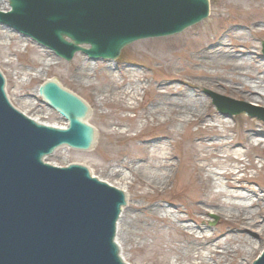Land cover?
Segmentation results:
<instances>
[{"label":"rangeland","instance_id":"rangeland-1","mask_svg":"<svg viewBox=\"0 0 264 264\" xmlns=\"http://www.w3.org/2000/svg\"><path fill=\"white\" fill-rule=\"evenodd\" d=\"M1 10H8L2 0ZM0 33V69L7 80L8 95L17 109L41 123L65 127V120L48 108L38 93L40 86L50 78L65 89L72 90L91 106L88 123L97 131L94 149L79 152L65 147L47 161L56 166L70 163L87 165L93 176L124 189L133 209L139 207V210L125 208L126 214L131 216L128 234L124 236L121 231L119 237L117 235L121 254L128 263L172 264L177 257L178 264L189 262L194 245L180 230L182 224L175 225L174 220L178 218L199 229L210 230L216 237L233 227L216 214H205L202 209L205 206L195 200L214 197L211 180L206 177L211 170L222 172L226 167L235 170L245 166L246 171L242 175L246 178L242 184L251 187L259 196H264V169L261 168L264 165L263 149L237 146L234 157L244 161L238 165L235 159L220 158L226 155L220 154L218 147H208L209 141L204 144L197 140V135L203 132L201 128L216 126L213 132L209 131V135L220 145L219 136L223 129L218 121L222 122L224 118L229 122L230 128L226 133L230 140L239 139L240 133L244 131L251 134L252 130L257 138L264 139V121L245 113L226 117L218 112L207 92L246 103L259 110L264 109V106H260L256 100H247L234 94L229 88L231 82L216 86L211 78L215 70L224 75H231V72L226 66L216 69L205 65L200 61L202 58L199 53L206 48L211 49L214 44L215 48L220 43L228 46L240 44L232 52L244 59L243 62L239 61L241 71L245 76H262L264 0H210L209 17L201 23L177 35L137 41L125 47L116 60L90 61L86 55L79 53L68 62L54 52L41 48L32 39L1 25ZM158 51L165 53V60H158ZM140 80L148 83V86L140 90L138 106L134 110L126 109L124 102L107 106L102 99L103 93L110 97L115 93L126 92L127 85L135 89ZM110 81H122L123 85L116 90ZM157 84L182 87L189 94L197 96L204 103L199 110L206 115L211 114L214 119L207 118L205 125L193 124L184 128L180 124H172L171 132L160 123L158 117L154 122L147 120L145 123L141 109L155 100ZM125 128L128 130L126 135L123 133ZM150 140L166 144L167 152L173 157L175 171L169 172L174 176L165 191H157L148 185L156 174L149 165L160 164L153 158L150 149L153 143ZM192 145L195 146L193 149ZM138 149L145 151L140 153ZM216 153H219L218 157L214 155ZM127 164L132 165L134 171L126 167ZM112 169L119 171L120 175L111 176ZM156 203L168 207L175 219L156 224L154 217L145 210ZM261 208L256 207L260 210L258 216L264 218V205ZM158 233L162 235L160 254L155 246ZM219 240V245L213 248H217L213 261L219 264H253L264 249L263 236H255L254 239L262 250L240 251L237 254L232 250L239 246L238 239L226 240L223 237ZM226 251L231 252L225 256Z\"/></svg>","mask_w":264,"mask_h":264},{"label":"water","instance_id":"water-1","mask_svg":"<svg viewBox=\"0 0 264 264\" xmlns=\"http://www.w3.org/2000/svg\"><path fill=\"white\" fill-rule=\"evenodd\" d=\"M6 1L10 10L0 11V25L68 62L80 52L93 61L115 60L137 41L180 34L210 13L209 0ZM49 80L40 95L67 129L17 110L0 71V264H128L116 242L126 194L93 178L87 165L59 168L44 160L65 146L89 151L96 139L86 123L89 106ZM207 95L223 116L247 113L264 121V109ZM253 264H264V251Z\"/></svg>","mask_w":264,"mask_h":264},{"label":"bare ground","instance_id":"bare-ground-1","mask_svg":"<svg viewBox=\"0 0 264 264\" xmlns=\"http://www.w3.org/2000/svg\"><path fill=\"white\" fill-rule=\"evenodd\" d=\"M4 1V0H3ZM6 3V1H4ZM7 4V3H6ZM1 11H9L1 10ZM258 24V22H257ZM2 26V25H1ZM5 27V26H4ZM8 30H13L16 34L23 36L25 35L15 31L12 28L6 27ZM2 34V33H0ZM6 35V33L4 32ZM3 34V37L5 36ZM2 37V38H3ZM9 39H12L8 36ZM41 48L43 47L39 44ZM85 49L89 47L84 45ZM240 47V44H232L228 46L226 44L220 43L215 48V44L210 48H206L204 50L199 51L201 54V62L205 65H209L212 67L226 66L228 71L231 72V75H224L223 73H219L216 70L212 73V81L216 84V86H223L226 82L230 83V90L240 97H243L247 100H256L260 106H264V73L259 77H252L250 75H244V73L240 69V62H243L244 59L238 57L232 50ZM47 49V48H46ZM50 50V49H48ZM52 51V50H50ZM54 52V51H52ZM82 54V53H81ZM89 58V57H88ZM157 58L159 61L165 60V53L163 51L157 52ZM90 61H93L89 59ZM242 64V63H241ZM250 76V77H249ZM231 80V81H229ZM110 85H113L114 89H121L123 82L117 81L114 83L110 81ZM148 86V83H144L141 80L138 82L135 89H130V86L127 85L126 92L123 93H115L114 96H106L103 93L102 99L106 102L107 106L110 104H115L118 102H124L125 107L128 110H134L137 108L138 103L137 99L140 96V90H145ZM125 87V88H126ZM155 100L152 101L150 105L141 109L143 112V119H145V123L147 120H152L153 122L158 117L161 124L166 125L168 132H171L172 124H180L182 128L186 125H200L206 124L207 118L214 119V116L211 114L206 115L202 109L204 104L201 99L197 98L195 95L189 94L182 87H176L173 85H163L157 84V89ZM110 98V99H107ZM200 107V108H199ZM92 111V108L90 106ZM145 112V113H144ZM35 119V118H34ZM37 120V119H35ZM66 123V122H65ZM220 127L223 129L222 134L219 136L222 142L220 145L215 143L214 139L209 135V131H214L213 128L216 126L209 125L205 128H201L203 132L198 136L197 140L200 142L209 141L210 148H220L221 153L226 156H219V153H216L217 157L225 158V159H235V163L238 165H242L244 161L240 158L234 157L236 153L237 146H252L255 148L264 150V139L257 138L256 133L252 130L250 134L249 131H244L240 133L239 139L230 140L227 135V131L229 130V122L227 118H224L222 122L218 121ZM128 130L125 128L123 133L126 135ZM142 134H140L141 136ZM138 136V135H136ZM207 139V140H206ZM145 140V139H144ZM147 142V141H144ZM153 144L150 145V149L153 153V158L160 161L159 165L153 166L150 164V168H153L156 172L154 177L150 179L148 182L149 186H152L157 191H165L169 182L173 179L174 174H171V171H175V167L172 163V156L167 152V145L164 143H159L160 141L150 140ZM194 145L191 146L193 149ZM143 148V147H142ZM145 148V147H144ZM226 150V152H223ZM140 153L145 150L138 149ZM155 153V154H154ZM159 154V155H156ZM234 157V158H233ZM132 165L127 164L130 170H133ZM264 169V165L261 167ZM238 170V171H237ZM134 171V170H133ZM246 171V167H240L234 169H229L226 167L222 172L209 171L207 173V178L211 180V185L214 188V197L209 198H198L195 199L196 202L205 206L202 208L205 214L211 215L216 214L220 216L226 224H231L230 230L227 233L221 235L220 237H216V235L210 230L199 229L198 226L190 225L181 219L174 220L175 225L181 223L179 226L180 230L188 236V239L191 241V245H194V250L192 251V258L189 262H184L183 264H219V262H214L213 259L216 256L217 248L215 246L219 245V239L225 238L226 240H232L234 238L238 239L239 246L232 250L233 253L237 254L240 251H254V250H262L261 247H258L256 244L255 236H263L264 237V218H260L258 216L259 211L262 209L261 206L264 205V196H259L251 187L245 186L242 183L245 181V176L242 175ZM111 176L120 175L119 171L116 169L111 170ZM125 177V176H124ZM122 191L124 189L113 185ZM256 207H259L260 210H257ZM132 208L129 200H128V209ZM133 209V208H132ZM126 210H123L121 218L118 223V237L120 232L126 236L128 234V228L130 224L131 216L126 214ZM133 210H139V207H134ZM149 212L155 219L156 224L162 222H171L173 218L175 219V215L173 212L166 206L156 203L152 205L150 208L145 209ZM126 214V215H125ZM124 221V222H123ZM122 222L124 224H122ZM122 226V228H121ZM178 226V225H177ZM117 237V242L119 244V239ZM200 240V242H198ZM162 242V235L158 233L156 237L155 246L157 248L158 253L160 254V245ZM263 251V250H262ZM231 251H226L225 256L229 255ZM179 257L175 258L172 264H178Z\"/></svg>","mask_w":264,"mask_h":264}]
</instances>
